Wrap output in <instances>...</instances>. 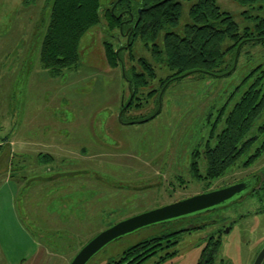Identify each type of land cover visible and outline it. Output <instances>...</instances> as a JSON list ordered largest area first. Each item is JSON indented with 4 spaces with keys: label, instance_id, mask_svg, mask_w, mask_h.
<instances>
[{
    "label": "rangeland",
    "instance_id": "374dc122",
    "mask_svg": "<svg viewBox=\"0 0 264 264\" xmlns=\"http://www.w3.org/2000/svg\"><path fill=\"white\" fill-rule=\"evenodd\" d=\"M54 1L0 0V264H70L89 240L121 220L259 172L261 188L239 202L204 217L140 228L110 242L87 263L110 264L131 246L175 232L173 248L142 264H155L166 251L177 255L160 264H197L214 236L221 239L216 264H254L264 247V151L251 161L250 156L264 136L208 190L193 176L191 164L193 149L209 138L222 106L231 109L248 88L250 83L242 82L264 61V45L246 43L222 76L190 74L165 91L153 81L141 89L143 105H133L120 120L130 90L124 66L108 63L105 44L126 46L127 37L117 39L102 15V23L80 42L78 66L52 76L39 54ZM118 1L100 0L101 13L113 11ZM180 1L182 17L171 29L183 33L198 0ZM216 1L241 31L255 29L264 18V0ZM133 53L153 63L159 78L171 73L140 40ZM123 55L127 70L133 64L141 69L129 50ZM226 60L225 66L231 57ZM154 89L158 93L147 100ZM158 109L150 120L127 122ZM63 173L56 182L49 180Z\"/></svg>",
    "mask_w": 264,
    "mask_h": 264
},
{
    "label": "trees",
    "instance_id": "16d2710c",
    "mask_svg": "<svg viewBox=\"0 0 264 264\" xmlns=\"http://www.w3.org/2000/svg\"><path fill=\"white\" fill-rule=\"evenodd\" d=\"M240 1L246 3L249 0ZM123 11L125 14L121 15ZM182 13L183 3L180 0H141L137 5L132 0H119L113 11L108 10L105 14L101 13L100 0H55L49 21L42 32L39 54L41 65L52 76L77 67L80 60V42L91 28L102 23V15L106 18L108 30L115 32L119 39L125 34L121 29L123 19L134 14L137 18L136 24L132 30L127 31V36L130 33L129 47L112 42L105 44L108 63L115 68L124 66L126 80L131 83L134 92L124 115L133 105H143L138 101L142 99L141 89L149 87L153 81L158 79L160 90L165 91L174 80L190 74L222 76V72L234 67L236 57L246 43L264 45V18L255 29L246 28L241 31L233 16L222 11L216 0H198L190 9L191 22L180 33L171 28L178 27ZM162 33V42L159 43ZM137 40L147 47L151 46L155 61L167 67L171 71L169 75L159 78L153 63L145 57L135 58L133 49ZM126 50H129L132 61H136L141 69L133 64L127 70L123 55ZM227 56L231 57V62L225 66ZM255 72L256 70H252L244 78L242 85L250 84L230 111H225L226 108L219 111L209 138L197 143L193 149L192 174L204 180L207 190L215 180L224 177L238 163L256 140L264 136V74L256 78ZM156 92L158 93V89L151 90L147 94V100ZM160 112L158 109L147 118L140 117L139 120L132 119L127 122H145ZM220 120L223 126L217 131ZM263 151L264 138L250 156V161ZM63 175L65 173L52 176L49 180L56 182ZM175 234L171 232L144 240L126 249L118 260L110 264H142L159 252L173 248L178 243L174 238ZM220 246V238H209L197 264H216ZM176 255L177 251H166L155 264Z\"/></svg>",
    "mask_w": 264,
    "mask_h": 264
},
{
    "label": "water",
    "instance_id": "95a60500",
    "mask_svg": "<svg viewBox=\"0 0 264 264\" xmlns=\"http://www.w3.org/2000/svg\"><path fill=\"white\" fill-rule=\"evenodd\" d=\"M129 45L130 40L128 39L126 47H129ZM128 85L131 93L130 99L122 107L119 114L120 120H122L125 109L130 105L134 97L131 83H128ZM249 187L250 184L247 181H240L228 186L202 192L121 220L103 230L86 243L70 264H87L95 254L110 242L145 226L190 217L227 206L236 201L238 196H241V198L244 197V193ZM254 264H264V247L256 257Z\"/></svg>",
    "mask_w": 264,
    "mask_h": 264
},
{
    "label": "flooded vegetation",
    "instance_id": "af4514ba",
    "mask_svg": "<svg viewBox=\"0 0 264 264\" xmlns=\"http://www.w3.org/2000/svg\"><path fill=\"white\" fill-rule=\"evenodd\" d=\"M125 11H127V10H125ZM125 14V12L123 11L122 13H121V15H124ZM129 15V14H128ZM134 15V14H133ZM131 15V16H129L128 18H125V19H123V21H122V24H121V29H123V32L125 31V34H123V36H126L127 37V39H129V34H128V36H127V31L128 30H132L133 28H134V26H135V24H136V20H137V18H136V16L134 15ZM260 44V43H259ZM263 45V44H262ZM253 70L255 71L256 70V72H255V77L256 78H259V77H261L263 74H264V61H261V62H259L254 68H253ZM233 95V94H232ZM231 95V96H232ZM231 96L227 99V101L228 100H230L231 99ZM241 97V96H240ZM224 107L222 106V108H221V110L223 109ZM225 110V109H224ZM225 111H230V109H226ZM262 173H251V174H247L246 176H244V177H242V178H240L239 180H237V181H234V182H232V183H229V184H226V185H223V186H221V187H224V186H228V185H231V184H234V183H238V182H240V181H247L249 184H250V187H249V189L247 190V191H245V193H244V196L246 195V193L247 192H254L255 190H257V189H259V188H261V181H262ZM221 187H218V188H221ZM215 189V188H214ZM217 189V188H216ZM211 190H213V189H211ZM208 191H210V190H208ZM241 196H238L237 198H236V201L237 202H239L240 200H242V199H244V197H242L241 199ZM238 199V200H237ZM219 209V208H218ZM217 210V209H216ZM212 211H215V210H212ZM212 211H208V212H204V213H201V214H197V215H194V216H190V217H204V216H206L207 214H209V213H211ZM206 223V221H203L201 224H205ZM196 227H198V226H196Z\"/></svg>",
    "mask_w": 264,
    "mask_h": 264
}]
</instances>
